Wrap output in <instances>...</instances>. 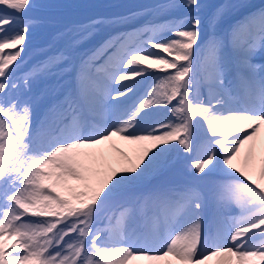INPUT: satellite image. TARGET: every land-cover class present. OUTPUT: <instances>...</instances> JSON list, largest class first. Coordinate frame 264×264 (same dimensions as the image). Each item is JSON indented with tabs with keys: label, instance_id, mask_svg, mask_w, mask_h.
<instances>
[{
	"label": "snow or ice",
	"instance_id": "1",
	"mask_svg": "<svg viewBox=\"0 0 264 264\" xmlns=\"http://www.w3.org/2000/svg\"><path fill=\"white\" fill-rule=\"evenodd\" d=\"M44 7L0 0V264H264V0L208 6L210 25L246 10L222 33H205L202 0H164L146 15L166 18L18 75L26 14ZM65 71L71 84L41 103L36 81ZM181 149L195 153L189 180L134 191Z\"/></svg>",
	"mask_w": 264,
	"mask_h": 264
},
{
	"label": "rangeland",
	"instance_id": "2",
	"mask_svg": "<svg viewBox=\"0 0 264 264\" xmlns=\"http://www.w3.org/2000/svg\"><path fill=\"white\" fill-rule=\"evenodd\" d=\"M45 6L51 7H95L102 8L105 5H124V6H132L134 3L140 0H36ZM239 0H202V3L206 6L205 12L201 15L204 17V23L211 30H215L216 32L222 33L228 28L225 24L228 19L238 18L237 22L241 20V17L244 15L245 10H228L226 15L217 21L214 25H210L207 19V7L208 6H219V5H229L233 3H237ZM246 2L250 5H260L261 0H246ZM152 9L147 8L144 11L139 13H132L131 16L125 17L121 19V23H112L108 24L103 22L102 24H98L96 28H91L89 32L85 31L86 27L89 25H77L74 23H61V24H50V23H39L34 24L32 22V28L29 32V40L27 42V47L25 48V53L22 54L23 62H17L19 65V69L17 74L19 75L21 72L28 70L38 61L45 59V53H50V51L54 50H67L71 48L72 54H75L78 50L81 51L83 46L89 40V36L91 35V40L98 39L103 35H108L109 32H114L118 27L129 26L135 23H146L148 21L158 22L161 19H164L163 15H146L147 12ZM185 10H179L174 15L182 16L185 15ZM232 27V26H230ZM213 29V30H212ZM222 30V31H221ZM83 33V34H82ZM75 41V44H73ZM259 63V62H254ZM153 79V78H152ZM70 81L64 77L62 74L59 77H48L42 80L36 81L33 93L39 98L41 103L51 100L57 94H60L63 89L67 88L70 85ZM155 84V80L153 81ZM62 86V87H61ZM152 86V85H151ZM149 92V90H148ZM147 92V93H148ZM107 112L105 113V119H107ZM126 149L128 146L126 145ZM122 150V149H121ZM133 151V146H132ZM128 153V152H126ZM183 158V159H182ZM182 160L181 162H179ZM191 156L189 153L184 152L182 149L178 152L174 153L172 156V166L168 170V172L163 176L154 175L152 179L155 181L156 186L162 184L164 182H172L176 184H181L190 179V168L189 165L192 163ZM150 182V186L147 185V182ZM143 181L141 184L137 185L134 189L136 192H147L155 185L153 181L149 178ZM144 191L142 187L146 188ZM121 201H117L113 204L112 210L115 209L116 205ZM123 203H125L123 201ZM122 210H119V212ZM118 212V213H119Z\"/></svg>",
	"mask_w": 264,
	"mask_h": 264
},
{
	"label": "bare ground",
	"instance_id": "3",
	"mask_svg": "<svg viewBox=\"0 0 264 264\" xmlns=\"http://www.w3.org/2000/svg\"><path fill=\"white\" fill-rule=\"evenodd\" d=\"M215 6V5H214ZM72 12H74V11H69V13L68 12H66L65 10H63V11H61V12H57V11H49V13L48 14H50L52 17H54V18H56V17H59V18H62L63 16H70V18L72 17V14H70V13H72ZM81 12H83V11H81ZM43 13H47V11H42V13L41 14H43ZM83 15H85V16H87L89 13L86 11L85 13H82ZM89 28V27H88ZM227 29V28H226ZM213 30V29H212ZM222 31V30H221ZM83 34V33H82ZM243 38H245V37H243ZM264 56V51H261V52H257L256 53V55L254 56V57H257L256 58V60L257 59H259V56ZM262 57H260V58H262ZM58 95V94H57ZM56 95V96H57ZM108 119V118H107ZM118 144H119V146L121 147V149H122V152H124V153H126V152H128L127 154L129 155V156H134L135 155V153H134V151H132V145H129V144H127V143H125V142H123V141H118ZM126 145L128 146V149H126ZM109 153H110V156H111V158L113 159V160H117V159H120L121 157H120V155H119V153H117V152H115V151H113L112 149H109ZM192 156L194 157L195 156V153L193 152L192 153Z\"/></svg>",
	"mask_w": 264,
	"mask_h": 264
}]
</instances>
